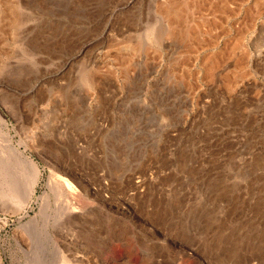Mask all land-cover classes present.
<instances>
[{
	"label": "rangeland",
	"instance_id": "374dc122",
	"mask_svg": "<svg viewBox=\"0 0 264 264\" xmlns=\"http://www.w3.org/2000/svg\"><path fill=\"white\" fill-rule=\"evenodd\" d=\"M0 117V264H264V0H0Z\"/></svg>",
	"mask_w": 264,
	"mask_h": 264
},
{
	"label": "bare ground",
	"instance_id": "6f19581e",
	"mask_svg": "<svg viewBox=\"0 0 264 264\" xmlns=\"http://www.w3.org/2000/svg\"><path fill=\"white\" fill-rule=\"evenodd\" d=\"M172 14H173V11H172ZM198 31H199V29H198ZM0 133H1V131H0ZM2 133L0 134V136H1L0 137L1 138L0 139V164H2V165L4 164V166H7L9 168V169L7 168V170L11 171L10 173L13 172L14 174H17L16 176H18V172H19V168H18L19 162H21L23 164L30 165V167H32L33 170L36 171L37 167H36L35 163L33 161H31L29 158H28L29 159L28 160L27 157L24 158L21 155L22 153L19 152V150L9 141V139H7V137L4 136L3 131H2ZM32 175L33 176L31 177V179L26 184L25 190H24L25 197H27V198L32 196L34 188H35L34 186L36 184V180L38 179L37 178L38 175L36 174V172H33ZM72 211H75V210H72Z\"/></svg>",
	"mask_w": 264,
	"mask_h": 264
}]
</instances>
